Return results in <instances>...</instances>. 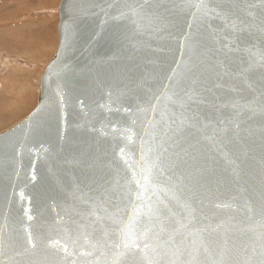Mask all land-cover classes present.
Instances as JSON below:
<instances>
[{
	"label": "water",
	"instance_id": "1",
	"mask_svg": "<svg viewBox=\"0 0 264 264\" xmlns=\"http://www.w3.org/2000/svg\"><path fill=\"white\" fill-rule=\"evenodd\" d=\"M200 2L59 0L37 103L0 131L2 264H264V0Z\"/></svg>",
	"mask_w": 264,
	"mask_h": 264
},
{
	"label": "rangeland",
	"instance_id": "2",
	"mask_svg": "<svg viewBox=\"0 0 264 264\" xmlns=\"http://www.w3.org/2000/svg\"><path fill=\"white\" fill-rule=\"evenodd\" d=\"M58 4L0 0V131L37 103L41 74L58 43Z\"/></svg>",
	"mask_w": 264,
	"mask_h": 264
},
{
	"label": "snow or ice",
	"instance_id": "3",
	"mask_svg": "<svg viewBox=\"0 0 264 264\" xmlns=\"http://www.w3.org/2000/svg\"><path fill=\"white\" fill-rule=\"evenodd\" d=\"M196 7H197V9H199L201 7H206V5H204L203 0H201V2L196 5ZM170 82H171V78H170ZM167 99L171 100L172 97L168 96ZM152 151H153V149L148 150L149 153H152ZM154 170L159 171L160 174L163 175V165L161 163L160 155H155L153 157H150L149 155H145V157L143 158V166L140 168V175L142 176L143 184H141L140 180H135L137 187L143 189L142 192L137 193V199L138 200H146V198L143 195V192H146L148 190V187L150 185V180H151V177L154 173ZM134 177H135V174H134ZM152 187H153V191H155L157 186L152 185ZM165 191H169V190L165 189ZM141 213H143L144 215L148 216L149 219H151V217L156 214L155 206L146 201L141 207H138L135 210L133 217H131L129 219L128 223L124 224L121 227V230H120L121 234L125 238V242H124L125 248L136 246L135 242H134L135 237H134V232H133V224ZM129 237H133L131 242H129L127 239ZM140 238L146 239L147 238V232L142 233ZM49 243L51 245V244H55L56 242L50 241ZM85 243H90V241L88 240V238L86 236H85ZM29 244L30 245L32 244L30 237H29ZM92 247L95 248L96 245L93 244ZM117 247H119V245H117ZM148 247H149V245L145 244V249H147ZM0 264H2V262H0ZM112 264H116V261L114 260L112 262ZM148 264H152V261L149 260Z\"/></svg>",
	"mask_w": 264,
	"mask_h": 264
},
{
	"label": "bare ground",
	"instance_id": "4",
	"mask_svg": "<svg viewBox=\"0 0 264 264\" xmlns=\"http://www.w3.org/2000/svg\"><path fill=\"white\" fill-rule=\"evenodd\" d=\"M9 29V28H8ZM25 33V32H24ZM0 36L3 37V29H0ZM3 40V39H2ZM1 42V41H0Z\"/></svg>",
	"mask_w": 264,
	"mask_h": 264
}]
</instances>
